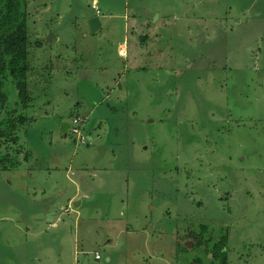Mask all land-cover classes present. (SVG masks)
Masks as SVG:
<instances>
[{"label":"rangeland","instance_id":"obj_1","mask_svg":"<svg viewBox=\"0 0 264 264\" xmlns=\"http://www.w3.org/2000/svg\"><path fill=\"white\" fill-rule=\"evenodd\" d=\"M93 3L28 0L37 80L19 144L48 190L36 201L78 189L81 206L54 227L22 220L28 200L1 185L16 216L0 264H221L206 252L221 239L226 264H264V0ZM72 116L92 141L60 133Z\"/></svg>","mask_w":264,"mask_h":264},{"label":"trees","instance_id":"obj_2","mask_svg":"<svg viewBox=\"0 0 264 264\" xmlns=\"http://www.w3.org/2000/svg\"><path fill=\"white\" fill-rule=\"evenodd\" d=\"M28 0H0V170L13 169L20 165L22 152L19 132L32 119L24 112L35 100L37 70L29 64L28 52ZM37 47L40 41L35 42ZM8 79L16 92V101L10 103L6 90ZM76 117V116H75ZM190 237V236H189ZM191 238V237H190ZM196 245L203 246L194 238ZM209 243V242H207ZM208 255L214 261L226 264V241L209 244Z\"/></svg>","mask_w":264,"mask_h":264},{"label":"crops","instance_id":"obj_3","mask_svg":"<svg viewBox=\"0 0 264 264\" xmlns=\"http://www.w3.org/2000/svg\"><path fill=\"white\" fill-rule=\"evenodd\" d=\"M95 2H96V0H94L93 4L97 7V4H95ZM98 11H99V9H98ZM88 17L86 18V20L88 19ZM120 46L124 47V54L120 53ZM119 53L122 56L126 55L125 43H121L119 45ZM98 103H99V101L96 102V104H94L93 107H95ZM84 135H85L86 139L88 138L87 142L93 140V137L91 134L84 133ZM21 151L22 152L19 155V159L21 160L20 165L17 166L16 168L7 169V170L2 172L3 174H12V175H15L17 177L15 178V180H10L6 177L3 181L4 183H0V186L4 185V187L6 189H8V188L12 189L14 187H18V193L22 197V199L28 200V207L26 208V211L24 210L23 215L21 217H19V215L17 213V216L19 218H22V220H25V219L31 220L28 215L34 214L33 219L35 221H39L41 219H45L46 216H48V219L45 223L48 226L54 227L55 223L59 222L61 214H66V213L69 214V212H70L69 202L70 201H71V204L78 203V205L76 207H73L75 209H77L78 207L81 206V201L80 200L76 201V199L78 197V189L70 197L69 196L66 197L64 195L62 196V194L60 193V195L58 197H51V198L46 197L43 200L36 201V195H35L36 192L39 191L43 194H47L48 190H46V188H44L41 185L42 182L38 180V179H40V177H37L36 171L34 170L33 167L30 166V163L28 160L29 153H26L24 148H22ZM77 168H79V167H74V169H77ZM68 173L73 175L74 171H70V168H66V170H65L66 177H67ZM76 173L77 172H75V174ZM44 183H49V182H44ZM50 183H61V182H59L55 178H53L50 180ZM83 196L86 197L85 194ZM65 200H67V202H68L66 207H64V201ZM7 205L10 206L8 203H7ZM10 207H12L13 209L8 210V208H9L8 207L6 212H2L0 214V221H9V220L11 221V219H13L16 216L14 207L13 206H10Z\"/></svg>","mask_w":264,"mask_h":264},{"label":"built area","instance_id":"obj_4","mask_svg":"<svg viewBox=\"0 0 264 264\" xmlns=\"http://www.w3.org/2000/svg\"><path fill=\"white\" fill-rule=\"evenodd\" d=\"M93 8L95 12L98 14L99 11L95 5H93ZM84 120H82L80 117H73L69 121V128L68 131L70 133V137L74 139L75 143L78 144H86L87 140L84 135V133L81 131V126L83 124ZM95 259H99L98 254H95Z\"/></svg>","mask_w":264,"mask_h":264},{"label":"water","instance_id":"obj_5","mask_svg":"<svg viewBox=\"0 0 264 264\" xmlns=\"http://www.w3.org/2000/svg\"><path fill=\"white\" fill-rule=\"evenodd\" d=\"M196 1H199V0H196ZM86 25H87V28H88V35L95 34L101 28L100 19H99L98 16H91L87 20ZM68 128H69L68 122L63 121V122L60 123V132L62 134H65L68 131ZM72 205H73V207H76L78 205V203H73Z\"/></svg>","mask_w":264,"mask_h":264},{"label":"clouds","instance_id":"obj_6","mask_svg":"<svg viewBox=\"0 0 264 264\" xmlns=\"http://www.w3.org/2000/svg\"><path fill=\"white\" fill-rule=\"evenodd\" d=\"M68 124H69V122H68Z\"/></svg>","mask_w":264,"mask_h":264}]
</instances>
